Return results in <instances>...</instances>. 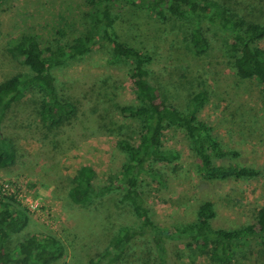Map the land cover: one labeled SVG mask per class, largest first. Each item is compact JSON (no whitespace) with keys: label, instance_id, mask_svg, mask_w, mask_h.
<instances>
[{"label":"rangeland","instance_id":"374dc122","mask_svg":"<svg viewBox=\"0 0 264 264\" xmlns=\"http://www.w3.org/2000/svg\"><path fill=\"white\" fill-rule=\"evenodd\" d=\"M251 4L257 11L253 9L250 17L262 21L264 0ZM92 9L91 0L0 1V81L24 71L9 52L18 38L35 36L42 48L72 43L90 28ZM232 9L239 15L247 13L236 2ZM115 14L119 40L150 54L151 79L160 98L208 127L222 149L237 152L238 157L229 162L259 171L250 179L201 180L183 135L167 130L163 144L179 156L161 170L164 185L147 179L141 183L151 219L164 227L184 225L194 220L201 201L210 200L216 212L213 227L236 229L249 222L252 212L264 207V89L254 80H240L235 75L223 33L208 31L206 50L196 56L187 49L191 19L175 21L166 16L159 20L156 14L131 5ZM258 46L264 49V39ZM107 59L108 48L101 45L81 60L52 70L59 96L77 109L59 128L40 125L37 114L42 95L35 88L8 110L0 130L18 152L14 165L0 169V199H12L29 218L27 228L9 239V250L29 235H52L66 250L49 264H87L96 251L107 246L109 237H104V231L111 236L117 226L135 224L129 208L119 203L118 190L87 209L67 204L78 167L91 166L94 185L99 187L118 179L125 159L115 143L120 126L131 123L120 117L116 107L136 102L125 77L128 62L110 66ZM197 94L202 96L201 102ZM111 225L113 230L106 229ZM154 263V258L146 256L113 264ZM241 264L260 263L252 259Z\"/></svg>","mask_w":264,"mask_h":264},{"label":"trees","instance_id":"16d2710c","mask_svg":"<svg viewBox=\"0 0 264 264\" xmlns=\"http://www.w3.org/2000/svg\"><path fill=\"white\" fill-rule=\"evenodd\" d=\"M2 1V0H0ZM233 3L229 5V3ZM247 8L239 15L234 3ZM91 0V26L72 43H55L42 48L35 36H21L10 47L23 72L11 74L0 81V128L11 105L23 99L32 88L41 95L38 121L44 129L59 128L76 113V106L59 96L52 70L79 61L101 45L108 48L107 63L119 65L125 61V75L135 104L117 105L116 111L130 125L120 126L116 147L125 156L118 179L104 186H95V171L91 166L78 167L68 192L71 208L87 209L101 201L109 192L120 191L121 205L129 208L133 226H117L113 234L104 231L108 244L94 253L87 264L129 263L143 257L155 259L154 264H241L256 259L264 264V207L252 212L249 222L236 229L213 227L216 217L214 203L201 201L194 220L184 225L160 226L150 217V205L141 189L143 179L162 186L161 170L173 163L179 153L164 146L167 130L179 131L194 156L195 174L205 181H227L257 177L259 171L240 167L229 159L238 157L235 151L224 150L210 134L208 127L192 115L167 103L157 93L149 66L152 58L145 51L119 40L115 33V11L131 5L160 19L175 21L191 19L188 29V51L198 56L206 50V34L210 30L223 33L227 41V58L240 80H254L264 89V49L258 44L264 39V19L250 17L259 0ZM257 11V9L255 10ZM205 21L202 26L201 22ZM198 102L202 96L197 94ZM196 102V103H198ZM196 106V104H194ZM134 128V129H131ZM18 148L0 130V169L12 166ZM227 160V164H223ZM29 224L24 209L12 199H0V264H49L59 260L65 246L55 236H27L14 250L7 243L22 233ZM113 225L106 229H112ZM105 229V230H106Z\"/></svg>","mask_w":264,"mask_h":264}]
</instances>
